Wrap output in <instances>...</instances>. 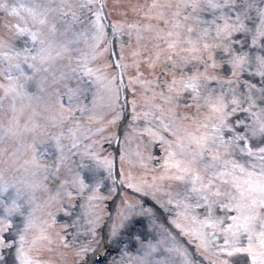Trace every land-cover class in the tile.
I'll return each mask as SVG.
<instances>
[{
    "label": "snow or ice",
    "instance_id": "6c2138e0",
    "mask_svg": "<svg viewBox=\"0 0 264 264\" xmlns=\"http://www.w3.org/2000/svg\"><path fill=\"white\" fill-rule=\"evenodd\" d=\"M264 264V0H0V264Z\"/></svg>",
    "mask_w": 264,
    "mask_h": 264
},
{
    "label": "rangeland",
    "instance_id": "374dc122",
    "mask_svg": "<svg viewBox=\"0 0 264 264\" xmlns=\"http://www.w3.org/2000/svg\"><path fill=\"white\" fill-rule=\"evenodd\" d=\"M113 256H116V255H113ZM113 256H112V257H113ZM112 257H110L109 259H111Z\"/></svg>",
    "mask_w": 264,
    "mask_h": 264
}]
</instances>
